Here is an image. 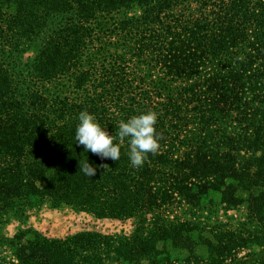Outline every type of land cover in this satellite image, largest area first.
<instances>
[{
	"label": "trees",
	"instance_id": "obj_1",
	"mask_svg": "<svg viewBox=\"0 0 264 264\" xmlns=\"http://www.w3.org/2000/svg\"><path fill=\"white\" fill-rule=\"evenodd\" d=\"M84 109L114 136L154 110L159 149L85 152ZM43 202L132 229L2 231ZM113 260L264 264V0H0V264Z\"/></svg>",
	"mask_w": 264,
	"mask_h": 264
},
{
	"label": "clouds",
	"instance_id": "obj_2",
	"mask_svg": "<svg viewBox=\"0 0 264 264\" xmlns=\"http://www.w3.org/2000/svg\"><path fill=\"white\" fill-rule=\"evenodd\" d=\"M74 131L75 143L83 145L85 152L91 151L101 159L110 158L117 161L120 158V147L127 138L128 152L132 167L141 166L148 153L155 154L160 147V133L156 130L157 113L148 109L121 120L116 136L109 134L95 115L84 109L78 113ZM119 138L120 144L114 143ZM80 170L88 177L96 174V168L88 159L79 163Z\"/></svg>",
	"mask_w": 264,
	"mask_h": 264
},
{
	"label": "rangeland",
	"instance_id": "obj_3",
	"mask_svg": "<svg viewBox=\"0 0 264 264\" xmlns=\"http://www.w3.org/2000/svg\"><path fill=\"white\" fill-rule=\"evenodd\" d=\"M227 214L232 219L240 217V212L237 210H231ZM1 229L9 236H12L18 230H22L27 234V237L35 232L41 237L59 239L79 231L128 235L131 232L132 224L129 219L97 217L91 213L76 210L69 205H51L49 202H43L29 210L22 219L9 217L8 221L1 226ZM254 248L258 250L257 246ZM244 253L245 251L241 252L240 255ZM202 255L205 254L202 252ZM108 264L126 263L113 260Z\"/></svg>",
	"mask_w": 264,
	"mask_h": 264
}]
</instances>
